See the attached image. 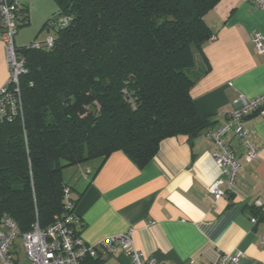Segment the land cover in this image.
Listing matches in <instances>:
<instances>
[{
    "label": "trees",
    "instance_id": "1",
    "mask_svg": "<svg viewBox=\"0 0 264 264\" xmlns=\"http://www.w3.org/2000/svg\"><path fill=\"white\" fill-rule=\"evenodd\" d=\"M52 1L58 12L42 27L53 31L51 45L17 50L26 68L22 110L0 120V221L8 217L19 235L73 213L64 169L102 165L117 151L141 169L163 140L191 144L214 125L194 106L188 71L211 37L204 18L220 0ZM71 226L75 234L84 227Z\"/></svg>",
    "mask_w": 264,
    "mask_h": 264
},
{
    "label": "crops",
    "instance_id": "2",
    "mask_svg": "<svg viewBox=\"0 0 264 264\" xmlns=\"http://www.w3.org/2000/svg\"><path fill=\"white\" fill-rule=\"evenodd\" d=\"M17 1L27 16L14 40L19 50L38 42V32L58 9L52 0ZM204 20L215 39L194 52L190 96L198 114L211 118L217 129L238 107L234 102L240 96L264 94V51L252 43L254 33L264 34V13L247 0H220ZM6 67L0 42V87L8 77ZM242 126L259 152L245 163L240 139L228 134L240 165L232 184L215 164L218 149L204 134L191 144L185 137L163 140L141 169L119 151L102 165L94 160L64 169L84 242L93 245L129 232L133 248L158 262L216 264L223 254L241 253L240 264H264L259 244L264 235V117L250 114ZM218 179L224 194L214 202L208 187ZM257 200L262 208L255 207ZM10 255L16 264H28L21 240ZM102 262L131 264L121 252Z\"/></svg>",
    "mask_w": 264,
    "mask_h": 264
},
{
    "label": "built area",
    "instance_id": "3",
    "mask_svg": "<svg viewBox=\"0 0 264 264\" xmlns=\"http://www.w3.org/2000/svg\"><path fill=\"white\" fill-rule=\"evenodd\" d=\"M252 6L264 13V0H247ZM21 5L17 0H0V42L5 48L6 65L9 78L0 87V120L11 119L22 110L18 79L26 73L25 62L17 53L14 46L15 37L22 26L20 19ZM211 36L209 40H214ZM252 43L258 52L264 51V34L254 33ZM47 46L51 45V38L45 40ZM39 43L31 45L39 48ZM238 107L227 114L226 122L217 129H209L204 135L218 149L214 156L215 164L220 169L224 178L230 184L234 182L235 175L240 165L234 153L229 148L227 136L229 133L236 135L244 147L243 158L245 163H250L258 156V149L249 142L247 132L243 129V118L250 114L264 117V94L253 98L240 96L235 102ZM222 180H215L208 187V192L214 202L220 200L223 192L219 189ZM65 209H72L69 202L70 190L63 189ZM256 208H262L259 200L254 202ZM78 222L74 213H66L62 217H56L54 222L45 230L34 225L29 232L19 235L14 223L6 216L0 221V264H16L10 255V249L17 238H20L28 264H83L87 259L103 261L118 253H124L131 264H173L158 262L146 257L133 248L129 239V232L116 238H106L97 244H87L80 234H75L72 224ZM256 219H252L255 223ZM259 244L264 245V235L259 238ZM243 255L241 253L223 254L216 264H240ZM190 264H195L190 262Z\"/></svg>",
    "mask_w": 264,
    "mask_h": 264
},
{
    "label": "rangeland",
    "instance_id": "4",
    "mask_svg": "<svg viewBox=\"0 0 264 264\" xmlns=\"http://www.w3.org/2000/svg\"><path fill=\"white\" fill-rule=\"evenodd\" d=\"M56 7V6H55ZM47 32V29H41L38 33V42L37 43H42L43 41H45L46 40V38L48 37V36H50V37H52L53 36V31L51 30L50 32H49V34H47L46 33ZM34 44V43H33ZM7 66V65H6ZM7 68V67H6ZM7 70H8V68H7ZM7 78H9V72H8V77ZM96 162V161H95ZM18 239V241H20L21 239L20 238H17Z\"/></svg>",
    "mask_w": 264,
    "mask_h": 264
},
{
    "label": "water",
    "instance_id": "5",
    "mask_svg": "<svg viewBox=\"0 0 264 264\" xmlns=\"http://www.w3.org/2000/svg\"><path fill=\"white\" fill-rule=\"evenodd\" d=\"M47 33H48V31H47ZM59 99H60V101H61L62 103H64V98H63L61 95H59Z\"/></svg>",
    "mask_w": 264,
    "mask_h": 264
}]
</instances>
